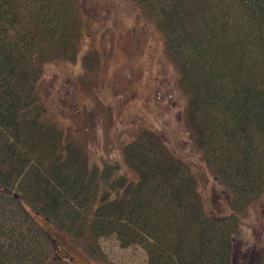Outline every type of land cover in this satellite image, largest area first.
I'll list each match as a JSON object with an SVG mask.
<instances>
[{"label":"trees","instance_id":"trees-1","mask_svg":"<svg viewBox=\"0 0 264 264\" xmlns=\"http://www.w3.org/2000/svg\"><path fill=\"white\" fill-rule=\"evenodd\" d=\"M137 2L164 34L193 141L230 210L206 213L191 165L154 131L124 146L132 178L45 122L36 85L48 63L76 57L78 0H0V264H73L46 248L27 207L89 262L107 261L100 241L114 236L145 264L232 263L243 213L264 193V0Z\"/></svg>","mask_w":264,"mask_h":264},{"label":"rangeland","instance_id":"rangeland-1","mask_svg":"<svg viewBox=\"0 0 264 264\" xmlns=\"http://www.w3.org/2000/svg\"><path fill=\"white\" fill-rule=\"evenodd\" d=\"M80 36L76 57L48 63L36 85L45 113L90 163L124 160V146L150 130L173 157L190 164L206 213L230 210L229 194L203 163L187 122L188 93L178 68L164 49V34L144 15L137 0H78ZM31 216L45 230L46 248L73 264H145L139 246L122 248L114 236L100 241L107 261L89 262L72 238L43 216ZM55 239V240H52ZM264 246V193L243 213L234 236L231 264H261Z\"/></svg>","mask_w":264,"mask_h":264}]
</instances>
